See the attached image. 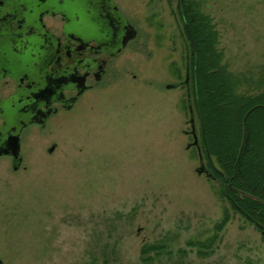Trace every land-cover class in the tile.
Returning a JSON list of instances; mask_svg holds the SVG:
<instances>
[{
	"label": "rangeland",
	"instance_id": "rangeland-1",
	"mask_svg": "<svg viewBox=\"0 0 264 264\" xmlns=\"http://www.w3.org/2000/svg\"><path fill=\"white\" fill-rule=\"evenodd\" d=\"M171 1L123 0L139 35L115 72L24 134L19 171L0 159L6 264H264L262 234L217 179L198 173L211 168L189 148L188 90L166 88L184 82L187 68L181 0ZM191 1L213 20L240 91L264 92V0Z\"/></svg>",
	"mask_w": 264,
	"mask_h": 264
},
{
	"label": "flooded vegetation",
	"instance_id": "flooded-vegetation-1",
	"mask_svg": "<svg viewBox=\"0 0 264 264\" xmlns=\"http://www.w3.org/2000/svg\"><path fill=\"white\" fill-rule=\"evenodd\" d=\"M165 1L172 8V1ZM122 4L0 0V159H8L15 172L24 163V134L72 111L81 97L107 81L115 72L113 62L137 41L138 28ZM185 82L166 88L188 90ZM14 137L19 153L10 143ZM3 258L0 250V264H6Z\"/></svg>",
	"mask_w": 264,
	"mask_h": 264
},
{
	"label": "trees",
	"instance_id": "trees-1",
	"mask_svg": "<svg viewBox=\"0 0 264 264\" xmlns=\"http://www.w3.org/2000/svg\"><path fill=\"white\" fill-rule=\"evenodd\" d=\"M187 41L189 92L201 128L202 154L232 209L264 237V92L240 91L219 50L213 20L191 0L179 8ZM216 166L214 165V162ZM226 217L222 229L228 222Z\"/></svg>",
	"mask_w": 264,
	"mask_h": 264
},
{
	"label": "water",
	"instance_id": "water-1",
	"mask_svg": "<svg viewBox=\"0 0 264 264\" xmlns=\"http://www.w3.org/2000/svg\"><path fill=\"white\" fill-rule=\"evenodd\" d=\"M189 80H190V67H189V56H187V68H186V85L188 87V97L190 98V92H189ZM190 113H191V120H190V124H191V133L194 139V142L192 144L189 145V148L192 146H196L199 154H200V159L202 161V154H201V149L199 147V139L197 137V133H196V127H195V118H194V114H193V107L192 105L190 106ZM10 143L12 145L15 146V149H13V151H16L17 153H19V138L18 137H14L13 139L10 140ZM55 147H52L50 149V152L54 151ZM16 168V167H15ZM198 173L200 175L202 174H206L211 176V174L209 173L208 170L205 169V166L202 165L199 169H198Z\"/></svg>",
	"mask_w": 264,
	"mask_h": 264
}]
</instances>
